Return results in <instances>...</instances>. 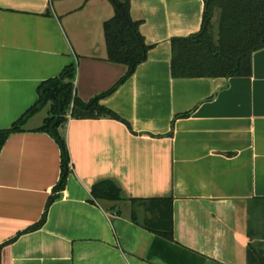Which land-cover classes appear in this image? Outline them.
I'll return each instance as SVG.
<instances>
[{
    "label": "crops",
    "instance_id": "crops-1",
    "mask_svg": "<svg viewBox=\"0 0 264 264\" xmlns=\"http://www.w3.org/2000/svg\"><path fill=\"white\" fill-rule=\"evenodd\" d=\"M204 8L203 0H132L152 48L101 101L123 121L69 119L70 174L35 232L25 233L61 178L58 143L34 132L50 107L9 137L0 154V264H248L250 246L264 251V49L251 77L173 78L172 40L200 32ZM114 16L109 0H0V130L71 64L84 103L112 90L129 71L108 60L105 23ZM105 181L124 201H93ZM166 198L174 241L131 218L133 207L150 215L131 200Z\"/></svg>",
    "mask_w": 264,
    "mask_h": 264
},
{
    "label": "trees",
    "instance_id": "trees-1",
    "mask_svg": "<svg viewBox=\"0 0 264 264\" xmlns=\"http://www.w3.org/2000/svg\"><path fill=\"white\" fill-rule=\"evenodd\" d=\"M109 1L114 7L115 16L105 23L108 60L128 66V74L112 90L89 103H84L76 93L77 64H71L58 77L43 82L38 87V101L35 105L10 128L0 130L1 154L12 134L26 132L25 127L29 121L50 107L43 125L34 132L47 133L58 143L61 150V178L53 190L42 219L25 233L38 231L45 225L50 206L60 198L65 189L71 170V159L62 131L69 119L109 117L123 121L115 112L103 106L101 101L115 93L134 74L137 67L146 62L152 48L146 44L140 32L141 23L134 21L131 16L132 0ZM203 1L205 8L200 32L172 40V77L175 79L251 77L253 56L264 49V0ZM216 17L217 24L214 22ZM189 114L179 117H187ZM125 123L131 127L129 123ZM92 199L112 203L124 201L120 188L110 181L94 186ZM131 203L132 207L145 204L146 211L150 214L141 219L133 207L131 218L135 223L166 240L174 241L172 198L131 200ZM20 235L22 234L18 237ZM248 264H264V251L250 246Z\"/></svg>",
    "mask_w": 264,
    "mask_h": 264
},
{
    "label": "rangeland",
    "instance_id": "rangeland-1",
    "mask_svg": "<svg viewBox=\"0 0 264 264\" xmlns=\"http://www.w3.org/2000/svg\"><path fill=\"white\" fill-rule=\"evenodd\" d=\"M214 22H215V24L218 23V17L215 18V21Z\"/></svg>",
    "mask_w": 264,
    "mask_h": 264
}]
</instances>
